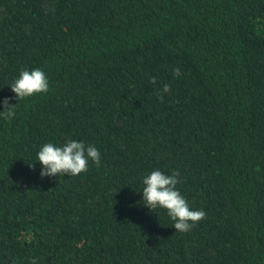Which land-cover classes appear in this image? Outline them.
<instances>
[{
	"label": "trees",
	"instance_id": "trees-1",
	"mask_svg": "<svg viewBox=\"0 0 264 264\" xmlns=\"http://www.w3.org/2000/svg\"><path fill=\"white\" fill-rule=\"evenodd\" d=\"M35 68L0 117V264H264V0H0V111ZM68 140L100 166L41 178ZM157 169L206 213L186 233L142 202Z\"/></svg>",
	"mask_w": 264,
	"mask_h": 264
},
{
	"label": "clouds",
	"instance_id": "clouds-1",
	"mask_svg": "<svg viewBox=\"0 0 264 264\" xmlns=\"http://www.w3.org/2000/svg\"><path fill=\"white\" fill-rule=\"evenodd\" d=\"M172 74L174 77H180L182 75L181 69L178 67L173 68ZM149 83L155 84L156 78L152 77ZM10 88L18 103L16 105L10 103L13 97L4 98V110L0 111V117L5 120H11L15 117L19 101L27 97L47 93L50 90L48 77L40 68L31 71L21 70L18 78L10 85ZM170 92L171 86L164 84L159 99L163 100L164 94ZM100 160V151L95 146H85L83 142L68 140L62 146H57L51 142L43 144L37 153L36 161H39L42 165L40 176L44 178L78 176L83 172H87L89 161L99 167ZM29 167L34 170L35 162L29 164ZM142 183L144 187L141 192L144 206L152 212L157 208L166 210L167 215L174 221L172 226L175 232L186 233L205 219L206 213L203 210L190 208L186 198L177 189V185L180 183L179 171L174 170L171 175H168L157 169L146 175ZM32 264H36L35 259L32 260Z\"/></svg>",
	"mask_w": 264,
	"mask_h": 264
}]
</instances>
